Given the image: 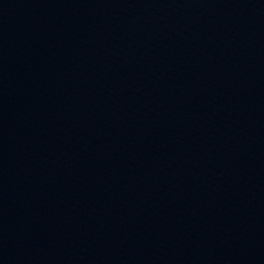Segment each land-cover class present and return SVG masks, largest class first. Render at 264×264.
<instances>
[{
    "label": "water",
    "instance_id": "95a60500",
    "mask_svg": "<svg viewBox=\"0 0 264 264\" xmlns=\"http://www.w3.org/2000/svg\"><path fill=\"white\" fill-rule=\"evenodd\" d=\"M0 264H264V0H0Z\"/></svg>",
    "mask_w": 264,
    "mask_h": 264
}]
</instances>
